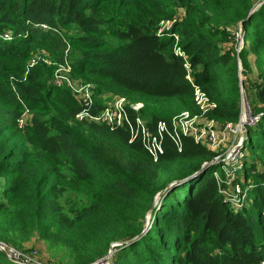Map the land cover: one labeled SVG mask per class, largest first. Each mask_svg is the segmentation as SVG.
<instances>
[{
	"label": "trees",
	"instance_id": "trees-1",
	"mask_svg": "<svg viewBox=\"0 0 264 264\" xmlns=\"http://www.w3.org/2000/svg\"><path fill=\"white\" fill-rule=\"evenodd\" d=\"M174 7L184 9L178 18ZM239 23L246 44L236 52L220 27ZM72 26L78 35L64 32ZM34 47L124 97L153 133L164 121L157 159L126 126L77 119L83 106L70 88L48 83L40 61L26 69ZM192 82L221 126L239 120L243 84L258 118L245 168L227 175L220 157L164 194L140 238L117 245L144 232L168 183L223 153L191 135L176 145L174 117L201 113ZM104 107L94 97L91 112ZM228 182L241 184L244 202ZM68 192L77 198L65 204ZM32 237L67 250L72 264H96L113 247L110 264L264 261V0H0V244ZM0 264L19 263L0 250Z\"/></svg>",
	"mask_w": 264,
	"mask_h": 264
},
{
	"label": "built area",
	"instance_id": "built-area-1",
	"mask_svg": "<svg viewBox=\"0 0 264 264\" xmlns=\"http://www.w3.org/2000/svg\"><path fill=\"white\" fill-rule=\"evenodd\" d=\"M40 27L45 30L48 29L46 25H40ZM2 38L4 40H11L13 36L6 33L3 34ZM178 52L180 53L179 50ZM35 63L36 59H31L30 65L33 66ZM70 72L71 66L69 62L60 64L53 78V82L57 86L65 85L70 88L74 96L82 104L83 110L77 115V119L104 123L110 126H126L130 130L133 139L139 138L145 149L156 160L158 155L163 152L161 138L166 131V123L160 121L157 125V133H153L142 118L137 117L133 121L125 107L127 101L124 97H118L112 104L105 105V107L98 113L91 112L92 106L94 105V92L92 85L87 82L78 84L74 80L69 79L67 76H71ZM188 78L191 80L190 76H188ZM192 84L194 86L195 101L199 106L201 113L192 115L188 111H184L174 117L172 123V135L175 139L176 145H181V134L191 135L196 141L204 142L213 150H222L221 147L227 140H233V142L237 141L236 145H234L230 151L222 153V155L215 159V161H219V158L223 157V160L221 161L223 171L227 175L234 176L235 170H231V164L234 162L238 164L242 158L245 157L246 151L244 146L247 142L248 129L256 123L258 118L254 114L252 105L247 96H245V98L242 97L241 99V115L239 120L236 123H228L225 126L219 125L217 121L206 118V114L210 112L216 104L208 98L198 85H195L193 82ZM78 85L80 88H78ZM140 106L141 104H136L133 105V108L139 109ZM23 122L24 121L22 120V124ZM226 168H230V173H228ZM214 176L219 178L218 171L214 172ZM228 184L231 189L232 184H235L238 193L241 195L244 194L243 196H245V193L242 192V186L240 183L228 182ZM232 190L234 194V202H236L238 201L236 199L238 193L235 189ZM7 254L12 258L24 261L21 253H18L16 250L11 249ZM261 264H264V261Z\"/></svg>",
	"mask_w": 264,
	"mask_h": 264
},
{
	"label": "rangeland",
	"instance_id": "rangeland-1",
	"mask_svg": "<svg viewBox=\"0 0 264 264\" xmlns=\"http://www.w3.org/2000/svg\"><path fill=\"white\" fill-rule=\"evenodd\" d=\"M175 11H176V18H178V16L180 14H182L184 12V9L181 7H174ZM171 21H164L162 22L161 25V30L165 31L168 29V27L171 25ZM222 29L220 30H224L223 31V35L226 37L230 38V42L227 44L228 47L233 48L236 52L241 51L245 48V35H244V31L242 30V24L239 23L238 26L235 27H226L223 29V27H220ZM64 32H66L69 36H74V35H78V29L75 28L74 26L70 27V28H66L64 30ZM9 34L11 36H13V31L10 30H6L5 34ZM31 54V59H36V61H40L41 63V67H43L46 71H55L53 72L54 75H51V72L49 73V78L47 79L48 83L49 81H51V79L53 78V76H55V73L57 72V69L59 68L58 63H55L54 60L51 58L50 54L47 53L44 49L42 48H38V47H34L33 49H31L30 51ZM31 61V60H29ZM26 63V69L28 70V67H31L30 62ZM68 75V74H67ZM71 76H67L69 77V79L74 80L76 83L81 84V83H89L92 85L93 88V92H94V97L97 100L102 101L105 105H110L113 102H115V99H117L118 97L114 94H111L110 92L105 91L104 89L99 88L100 86L97 83H94L90 78L87 77H77L75 75H73L70 72ZM243 79H247L246 77H243ZM77 85V84H76ZM78 88H80V86L78 85ZM30 115L26 114L23 121H27L29 119ZM237 140V139H236ZM236 142H233V140H227L224 142V144L222 145V151L223 153H227L228 151H230L234 145H236ZM251 142L248 141L246 143L247 147L246 149H248L250 147ZM231 170H235L241 172L244 168H245V163H244V159L242 158V160L236 164L235 162L231 164ZM228 173H230V168H226ZM236 175V173H235ZM232 189L236 190V185L232 184ZM241 189V186H240ZM236 192L238 193V191L236 190ZM79 194V193H78ZM244 194H239L237 195V200H242L243 202L245 201V196H243ZM77 195L75 194V196H71L70 192L67 193L66 198L63 200L65 202V204H68V201H72L73 199H76ZM150 218H151V214L148 213L147 218H146V223L150 224ZM118 245V244H117ZM115 246V245H113ZM3 247L5 248V250L7 251V253L9 252V250L13 249L16 250L18 253H21V255L23 256V263L26 264H72L73 261L71 260V258L69 257L68 251L64 250L62 248H53L52 245L44 242L43 240H39V239H35L34 237H32V239L30 240V242H24L23 247L20 246H7L3 244ZM111 252V253H110ZM109 252L108 256L106 259L96 263V264H110V260L113 256V252H114V247L113 249H111V251Z\"/></svg>",
	"mask_w": 264,
	"mask_h": 264
},
{
	"label": "water",
	"instance_id": "water-1",
	"mask_svg": "<svg viewBox=\"0 0 264 264\" xmlns=\"http://www.w3.org/2000/svg\"><path fill=\"white\" fill-rule=\"evenodd\" d=\"M242 71H243V65H242V63H240V74H241V76H242ZM242 78H243V76H242ZM241 85H242V88H241V91H242V97L245 98V96H246L245 89H244V87H243V84H241ZM213 164H216V161L211 162V163H205V164H203V165L201 166V168H200L199 170L194 171L193 173H190V174H188V175H186V176H184V177L176 178V179L172 180L170 183H168L167 187H165L162 191H160V192L157 194V196L155 197L154 204H153V206H152V208H151V210H150L149 213L151 214V212L153 211V209H154V207L157 205V203L160 201V199H161V198L164 196V194H165L166 192H168L171 188H173L175 185L181 184V183H183V182H185V181H187V180H189V179L195 177V176H196L197 174H199L202 170H204L205 168H207L208 166L213 165ZM148 225H149V224L146 223V225H145V229H144V232H143L141 235H139V236H137V237H135V238H133V239H130V240H126V241H123V242H119L118 245L129 244V243L133 242L135 239L140 238V237L146 232V230H147V228H148ZM0 250L3 251V252L8 256L7 251L5 250V248L3 247V245H1V244H0ZM110 253H111V252H110ZM8 257H9L11 260H13V261H15V262H17V263H19V264H26V263H23V260H18V259L12 258L11 256H8Z\"/></svg>",
	"mask_w": 264,
	"mask_h": 264
}]
</instances>
